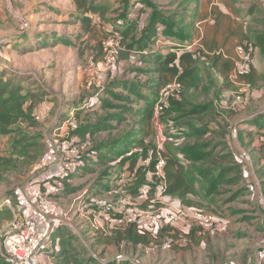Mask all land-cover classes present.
I'll list each match as a JSON object with an SVG mask.
<instances>
[{"label":"rangeland","instance_id":"374dc122","mask_svg":"<svg viewBox=\"0 0 264 264\" xmlns=\"http://www.w3.org/2000/svg\"><path fill=\"white\" fill-rule=\"evenodd\" d=\"M166 1L168 0H156L162 4L155 9L159 13H163L164 10L166 13L173 12L175 15L178 9L172 8ZM135 3L138 1L133 2L132 0L130 3V0H87L88 5H101L102 13L91 14L93 18L90 24L85 25L77 17L68 16L69 11L81 13L76 8L74 0H0V77L5 80H20V91L26 93L24 112L9 127L15 131L8 130L5 133L0 131V157L12 160L10 163L3 162L0 165V207L2 205L10 208L15 214L14 217L20 219L21 196L30 179L38 172V163L47 142L54 138L74 137L76 138L74 141H78L80 147L81 166L78 173L66 183V186H72L68 188L73 190L61 191L58 195L52 196L50 200L65 215L69 225L73 226V228H68L69 225H65L63 235H67V239H71L73 247L77 249L75 257L79 263L75 264H98V257L103 259L102 264H114L117 257H112L115 256H126L129 260L136 261V264H253L256 262L258 248L264 244V217L258 210L259 203H262V196L260 189L254 187L252 181L244 179L240 182L236 177V171L229 173L225 178L226 181L231 177L229 183L217 186L218 195L208 199L194 198V201H199L206 206L200 208L201 210L215 214L216 222L203 227L193 224L191 227L193 231L186 239L182 236L179 241L176 235L170 236L174 233L172 232L174 228L167 227L162 232L159 229L146 233L144 240L136 245L133 241H124L128 245H124L121 250L117 243L110 245L104 242L99 243L104 235L86 229V220L76 211V205H79V202L82 208L97 205L104 208L110 207L111 211H116L115 206L117 205H120L118 208L137 206L157 210L164 205H172L174 202V198L159 201L153 196L152 200L143 201L137 196L131 197L124 185L128 184L132 178H125L124 170L117 167L119 161L96 165L89 158L90 155L94 157L98 153L110 156L105 149L99 148V145H107L119 140L132 130L144 125L140 122L144 120L142 108L153 101L156 102L160 95L156 93L158 91L149 87L154 76L153 72V75L132 72L147 69V67L149 69L156 67L154 63L156 58L151 56L148 50L138 51L135 45L128 48L131 40H125L122 43L118 40L117 33L131 24L137 26V22L141 24L148 22L147 15L151 14L153 8L148 7L147 3L141 0L143 9L140 10L139 4L135 6ZM140 12H144L143 19L139 18ZM61 29L69 35L67 38L72 44L62 42L67 38L53 41L51 35L46 41L41 40L46 37L41 34L62 32ZM138 35L136 31L135 36ZM32 37L34 40L31 39ZM109 40L119 41L120 50L114 67L106 70L102 63L103 42ZM252 40L255 41V38ZM244 42L249 41L237 43L236 46ZM188 45L165 40V44L161 45L158 52L165 55L173 49L176 51L188 48ZM195 46L201 47L200 44ZM163 50L166 53H163ZM236 57L235 52L233 59ZM256 66L259 79L256 85H253L254 90L247 89L246 94L250 93L249 105L247 102L244 103L247 105L246 108L239 110L232 119L228 116L224 117L223 114L221 121L228 125L242 123L257 110L264 111V61L259 60ZM198 67L205 72L204 64H198ZM125 83L128 84L125 85ZM130 83L136 85L132 92L139 91L144 97H137L129 93L128 88L122 87H128ZM225 91L223 103L229 100L231 94L239 91L238 84L233 83V86ZM114 93L125 100L115 99ZM188 94L200 97L198 93L197 95ZM195 97H190V99L194 100ZM90 99H92L91 105L89 104ZM121 105L127 110H132L123 113V121L116 123L109 120L106 123L112 126L111 129L94 133L90 137H80V132L76 129L74 131L67 122L68 119H73L77 128L89 126L102 121L110 114L119 113L120 108H115V106ZM225 106L220 104L217 107L223 113ZM38 115L41 118L37 119ZM162 115H159L155 123V111L153 114L152 129L155 134L158 132V138L160 131L164 136L172 133L176 125V121L172 119L179 114L174 112L161 119ZM179 122L181 123L182 120H177V123ZM246 124V121L242 123L243 129ZM228 129L232 134H227V132L226 134L232 138L233 131L229 127ZM237 132L236 128V134ZM221 133V130L216 129L213 134L210 133L205 138L213 142L220 141L223 139ZM155 134L152 135V139L155 138ZM257 135H260L258 130L255 131V137ZM145 137L149 141L150 135ZM18 142L20 143L17 144ZM40 142L45 143L42 151L34 146L29 147L24 156L18 157L17 152L13 153L15 147L17 150L14 151H19L18 149L24 143L29 145ZM167 142L171 143L169 139ZM226 152L230 150L222 147L214 151L215 154L218 153L217 155L223 157ZM236 152L239 158H244V161L242 160V163L239 160L235 161L241 165V168L243 165V170H246L245 165L249 168L247 164L249 160L247 162L246 158L250 156L247 154L245 158L237 150ZM249 154L258 167V153L251 150ZM124 158L128 159L129 155H125ZM220 160L226 161L224 158ZM227 162L230 163V161ZM261 170L264 172L263 169ZM106 173L108 175L105 176ZM250 173L252 175V170ZM116 175L120 178L116 179ZM252 177L256 176L252 175ZM242 186L246 187L243 191ZM12 230L13 222L2 221L0 223V247L3 246L5 237ZM87 231L90 233L86 234ZM115 231L112 230L109 233L113 239L117 236ZM77 232L83 237L84 244L78 243L80 239L76 236ZM56 258L57 256L52 259L49 253L47 262L44 264H58L62 261V257Z\"/></svg>","mask_w":264,"mask_h":264},{"label":"trees","instance_id":"16d2710c","mask_svg":"<svg viewBox=\"0 0 264 264\" xmlns=\"http://www.w3.org/2000/svg\"><path fill=\"white\" fill-rule=\"evenodd\" d=\"M143 1L147 3L148 7L153 8L149 21L145 24L137 22V26H135V24H131L126 29H123L120 33H117L118 40L120 43L125 40H131L128 48H132V45H135L138 51L148 50L150 55L156 58L154 61L156 67H152L151 69H149V67H147V69L137 68L138 70L132 71L136 74H152L153 72L154 76L149 87L158 91H155L156 93H160V90L167 83L172 82L175 79L181 84L182 90L179 92L164 93L166 103L163 105V108L159 113L155 112L157 119H159V115H162L163 113H165V115L160 116L161 119L164 116L166 117L172 115L174 112L179 114L177 117L172 119V121H176V125L174 128L172 127V133H168L167 135L165 134L164 142L158 146L160 137L158 138L157 136L158 132L155 134L153 131L152 123L154 104L160 98V94L156 102L153 101L148 106L143 107L141 110L144 120L140 122L141 124L143 123L145 127L142 125L141 127L132 130L121 139L112 141L107 145L100 144V147H98L105 149L106 153H108L110 156L103 155V153H98L94 157L90 155L89 158L96 165H101L105 162L119 161V165L117 167L124 170L126 173L125 178H132L128 181V184L126 183V185H124L126 192H128L131 197H138L144 194V201L151 199V197L154 196L156 189H158L159 183L164 180L165 186L162 191L164 196L176 197L179 200V206L187 210L206 212L200 209L206 206L199 201H194V198L208 199L211 196L218 195L219 191L217 190V186L222 183H229V179H231V177L226 179V181L225 178L233 171H236V177H238L240 182L244 181L241 165L237 163L238 161L231 152H226L224 157L217 155L218 153H214V151L220 147L228 149L226 140L230 139V137H228L227 134L231 133L229 132L228 127L231 128L235 125H228L221 121L223 114L224 117L228 116V118L232 119L239 110L245 109L247 106L243 103H236L232 94L229 96V100L226 103H223L224 97L222 90L220 87H217L215 81L211 79V69H218L224 77L225 88L226 86H233V83L230 80V73L233 68H235V61L233 58L222 56V54H215L214 52L217 50L211 51L212 53L210 52L208 55L204 54L201 47L195 46V44L192 45L193 42H191V39H184V35L173 31L167 20L163 18L162 14L155 9L156 7H154L149 2V0ZM74 2L76 4V8L81 11V13H75L74 17H77L85 25L90 24L93 18L91 14L102 13L101 5H88L87 0H74ZM139 18L143 19L140 14ZM136 31L139 33L138 36H135ZM158 38L189 44L194 47L192 49L185 48L182 50L178 49L176 51H169L164 55L159 53L157 49H154L156 39ZM62 42L64 44H72L70 40H62ZM252 44L258 45L264 52V31L259 32L258 35H256L255 41ZM163 53H166L165 50H163ZM252 57L253 54L251 55V58ZM202 58L205 59L200 61ZM203 61L207 64H205ZM197 64H204L206 67L205 72H203V69L197 67ZM200 70L202 71V74L201 72L199 73ZM256 70L257 67L253 63H250L249 65L247 64V66L243 69L237 68V81L247 83L250 90H254L253 85H256V82L259 79ZM207 80H209V82H207ZM127 84L128 83H125V85ZM135 86L136 85L130 83V86L128 87H122L124 89L128 88V92L133 93L137 97H144L139 91L132 92ZM20 87V80H5L3 77H0V131L4 133L8 130H10V132L15 131H12L9 129V127L11 124H14L19 115L24 112L26 93H21ZM153 90H150L151 93H154ZM188 93H194L195 95L198 93L200 97H195L193 95L190 96ZM114 94L113 97L115 99H123V97H119L116 93ZM249 94L250 93L243 95L245 103L247 102L248 105L250 97ZM190 97H195V99L192 100ZM154 100L156 99L154 98ZM89 104L91 105V103ZM220 104L226 105L223 109V113L218 110L219 108L217 106ZM28 107L30 110L31 105ZM115 108H120L119 113L112 115L110 114L102 121H99L95 124L76 128V131L80 132L79 136L90 137L94 133L107 131L112 127L106 123L107 121L111 120L118 123L123 121L124 112L132 111L131 109L127 110V108L123 107V105L119 107L115 106ZM250 116L251 117L248 118V121L247 118L245 119L246 122H251L252 125H254L258 130L262 129L264 126V112L260 113V111L257 110ZM177 120H182V122L177 123ZM216 129L221 130L223 139L213 142L211 139L205 138V136H208V134H213L214 130ZM153 134H155L154 139H152ZM149 135L150 139L147 141L145 136ZM203 137L204 139H202ZM167 138L171 143L167 142ZM75 142L78 145V141ZM19 143L20 142L17 144ZM34 146L38 150L42 151L45 143L40 142L29 145H25L24 143L20 149H18L19 151H14L17 150L15 147L13 153L17 152L18 157L24 156L27 152V149ZM127 154L129 155V158L123 159V157ZM146 158H150V162L146 163ZM220 158H224L226 161H221ZM161 159L164 161L163 178L155 174L156 165ZM227 161H230V163ZM3 162L10 163L12 160L7 157H0V165ZM80 166L81 160L79 157V163L77 165L76 172L71 174L67 180L62 182L61 191L70 192L73 190L71 188L69 189L68 187L72 186H66V183H68L69 179L73 175L78 173L77 171H79ZM106 175L108 174L106 173L105 176ZM119 178L120 176L116 175V179ZM245 188V186H242V191ZM93 206L96 208L99 207L97 205ZM101 208L112 213L118 212L115 210L111 211L112 209L110 207ZM12 218L13 212L11 209L6 206H2L0 208V223L2 221H10ZM195 225L198 227H203L201 223H195ZM64 226L65 225H61L53 237V241L57 246L54 254H56L58 257H62V261L60 263L75 264L79 262V260L75 257L77 249L73 247L74 245L71 242V239L69 240L65 238V235H63L65 231L63 228ZM167 227L174 228L172 230L174 233L170 236L176 235L179 237L178 241L182 239V236H184L183 238L188 237V235L193 231V228L190 227L186 229L180 224H176L175 226L166 225L159 229H161L162 232ZM113 230H116L115 232L117 235L114 237V239L112 235L98 233L102 234V236L104 235V237L100 239L99 243L104 242L106 245L117 243L121 250L124 248V245H128L124 241H133V244L136 245L144 240L146 233L151 232L150 230L140 227L137 224H132L124 228H117ZM115 263L136 264V261H129L127 263V259H121L119 261L117 258L114 264ZM0 264L8 263L5 262L0 256ZM98 264L102 263L98 262Z\"/></svg>","mask_w":264,"mask_h":264},{"label":"built area","instance_id":"2783aa9c","mask_svg":"<svg viewBox=\"0 0 264 264\" xmlns=\"http://www.w3.org/2000/svg\"><path fill=\"white\" fill-rule=\"evenodd\" d=\"M237 45L235 48L236 59L235 68L230 73V80L236 85L239 91L233 94L236 103H245L243 95L247 93L249 85L237 81L236 71L253 63L254 47L251 42ZM165 44L164 39H156L154 49L160 50ZM197 45L194 42L192 45ZM192 45H188L190 48ZM178 46V45H177ZM104 56L103 66L106 70L114 67L118 59L120 43L109 40L103 42ZM174 50V49H173ZM172 50V51H173ZM215 54L224 53L220 50ZM182 90L181 84L175 79L167 83L160 90V98L154 104V111L159 113L166 103L164 93L179 92ZM92 99L89 100V103ZM37 119L41 118L39 115ZM59 120V117L57 121ZM157 117L155 118V123ZM69 126L75 130L77 124L73 119H68ZM61 126H64L62 122ZM159 130L160 127H159ZM231 131L236 133V127L232 126ZM160 146L165 136L160 131ZM80 148L74 138L62 137L61 139H50L38 163L37 174L30 179L27 187L21 196V218L14 217L9 222H13V230L5 237L3 246L0 247V256L8 264H44V258L49 253H54L57 249L53 237L61 225L68 223L65 215L58 207L51 202V197L61 192V184L67 180L71 174L76 172L79 163ZM145 162H150L146 158ZM164 161L161 159L156 165L155 174L163 178ZM163 180V179H162ZM165 183H159V194H162ZM30 187V188H29ZM19 201V202H20ZM6 204H8L6 202ZM90 227L93 230L103 233H110L113 229L124 228L132 224L150 231H156L162 226L180 224L188 229L193 224L211 225L216 222V217L212 213L197 210H187L179 205H164L157 210H148L142 207H130L117 213H111L101 207L89 209ZM256 264H264V244L256 252Z\"/></svg>","mask_w":264,"mask_h":264},{"label":"crops","instance_id":"0c3cea01","mask_svg":"<svg viewBox=\"0 0 264 264\" xmlns=\"http://www.w3.org/2000/svg\"><path fill=\"white\" fill-rule=\"evenodd\" d=\"M134 1L136 0H133V2ZM137 1L138 3H135V6L139 4L138 7L140 8V10L143 9L141 0H137ZM131 2L132 0H130V3ZM149 2L154 7H158V5L161 6L160 4H162L160 2H156V0H149ZM166 3L169 4L172 8L178 9V11L175 12L176 13L175 15L173 12L166 13L164 10L162 11L163 13L160 12L163 18H165L167 22L170 24L172 30L179 34L184 35L183 37L184 39H191V42L193 43L194 42L200 43V46L204 54L207 55L210 54L211 51L220 50L224 53L225 56L234 58L235 48H236L235 46L237 43L243 41H249L253 43L254 41L252 39H254L259 32L264 31V0H168L166 1ZM49 8L53 9L52 7ZM75 12L76 11L73 12L69 11L68 16H71V18H73ZM139 14L145 17L144 12H140ZM147 16H148L147 19L149 21L150 14ZM61 31L62 32L54 31L53 33L50 32L49 34L47 33L41 34L43 37L44 35L46 36L41 40L46 41L49 35H51L50 37L53 41L54 40L58 41L59 39H64L69 37V35L64 33L65 32L64 29H61ZM31 39L34 40L33 37ZM66 40H69V38H67ZM31 44L34 43L31 42ZM253 47H254L253 62L256 66V64L259 63V60L264 61V52L256 44L255 45L253 44ZM203 59L205 58H202L200 61H202ZM204 63L207 64L206 62ZM211 74H212L211 79L215 81L217 87H220L222 93L224 94L228 86H226L225 88L223 75L220 73L218 69L215 70L214 68L211 69ZM207 82H209V80H207ZM262 112L260 111V113ZM248 120L249 119L247 118V121ZM245 121L246 120H243L242 123ZM242 123L241 122L240 124L234 123L235 127L238 129V132L237 134L233 133L234 134L233 137L227 139L226 144L230 152L231 153L233 152L232 154L235 156L237 161L239 160L242 163L244 161V158L242 159L239 158L237 156L236 150L240 152L239 154H241V156L243 155V157L245 158L247 154L250 156L249 158H246L247 162L249 160V163H247L249 165V168L248 166L245 165L246 170L245 169L243 170V165H242V176L244 179L249 180V182L252 181V185L254 187L260 189L261 191L260 193L262 196V203L261 202L259 203L258 210L260 213L263 214L264 217V172L261 170V169L264 170V134L262 133L264 126L262 129L258 130L254 125H252L251 122H247V124L244 126L243 129V127L241 126ZM257 130H258V134L260 135H257V137H255V131ZM251 150H255L259 155L258 167L255 165V162L253 161V157L249 154V151ZM237 157L239 159H237ZM251 170L253 172L252 175L256 176L254 177L255 179L252 177L250 173ZM250 176L253 178L252 180ZM138 197L142 198L140 200L143 201L145 199L144 194ZM154 197L156 198V200L159 201L160 199L164 201L165 198H171V199L174 198L173 199L174 202L172 205H179V201L177 200L176 197L164 196L163 194L160 195L159 187L158 189H156L154 193ZM152 199L153 198L151 197V199L149 200ZM119 206L120 205L115 206L117 207L116 211L118 212L126 209L125 207L118 208ZM87 207L88 208H82L81 203L79 202V205H76V211L77 213H79L78 214L79 216L83 217V219L86 220L87 222L86 229L92 231L93 229L90 227L89 209L95 206L89 205ZM65 225L66 226L69 225V221ZM68 228H73V226L69 225ZM90 231H87L86 234H89ZM94 231L96 230H93L92 232ZM151 232H155V231H151ZM98 233L109 234L100 231H98ZM76 236L81 240V241L78 240V243L84 244V239L78 232L76 233ZM65 238H67V235ZM51 256L53 259V257L55 258L57 255L51 253ZM116 257L119 259V261L121 259L129 260L126 256L125 257L115 256L112 258H116ZM56 259H58V256ZM97 260H98L97 262H101L103 259L101 257H98ZM129 261L131 262V260ZM44 262H47V256L44 258ZM256 263L257 262L253 264ZM58 264H73V263H58Z\"/></svg>","mask_w":264,"mask_h":264}]
</instances>
